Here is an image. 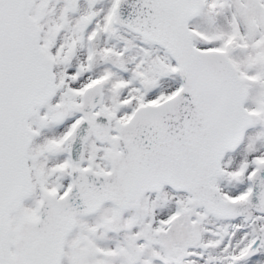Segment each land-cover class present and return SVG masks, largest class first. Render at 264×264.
I'll list each match as a JSON object with an SVG mask.
<instances>
[{
  "label": "snow or ice",
  "instance_id": "obj_1",
  "mask_svg": "<svg viewBox=\"0 0 264 264\" xmlns=\"http://www.w3.org/2000/svg\"><path fill=\"white\" fill-rule=\"evenodd\" d=\"M0 264H264V0H0Z\"/></svg>",
  "mask_w": 264,
  "mask_h": 264
}]
</instances>
